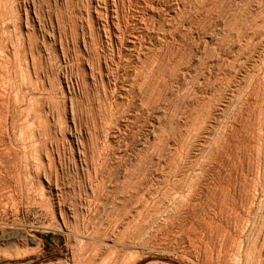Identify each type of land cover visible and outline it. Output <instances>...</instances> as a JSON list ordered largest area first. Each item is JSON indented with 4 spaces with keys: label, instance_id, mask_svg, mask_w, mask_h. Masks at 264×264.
<instances>
[{
    "label": "rangeland",
    "instance_id": "1",
    "mask_svg": "<svg viewBox=\"0 0 264 264\" xmlns=\"http://www.w3.org/2000/svg\"><path fill=\"white\" fill-rule=\"evenodd\" d=\"M170 260L264 264V0H0V264Z\"/></svg>",
    "mask_w": 264,
    "mask_h": 264
},
{
    "label": "bare ground",
    "instance_id": "2",
    "mask_svg": "<svg viewBox=\"0 0 264 264\" xmlns=\"http://www.w3.org/2000/svg\"><path fill=\"white\" fill-rule=\"evenodd\" d=\"M131 43L134 45V44H136V41L135 40H132L131 41ZM135 46V45H134ZM135 49V48H134ZM134 53V52H133ZM49 189H50V191L52 192V194L53 193H55V189H54V187H53V185L51 184V183H49ZM58 194V193H57ZM59 196V195H58ZM245 249V248H244ZM170 261H172V262H174V264H179V263H177V262H175V261H173V260H170Z\"/></svg>",
    "mask_w": 264,
    "mask_h": 264
}]
</instances>
